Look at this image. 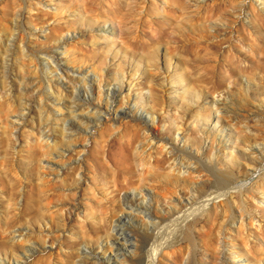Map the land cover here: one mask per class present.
Here are the masks:
<instances>
[{
	"label": "rangeland",
	"instance_id": "374dc122",
	"mask_svg": "<svg viewBox=\"0 0 264 264\" xmlns=\"http://www.w3.org/2000/svg\"><path fill=\"white\" fill-rule=\"evenodd\" d=\"M48 55L89 72L94 102L101 75L100 88L117 95L111 119L99 113L104 119L96 121L84 111L83 83L48 64ZM216 96L246 125L240 134L251 144L234 140L238 130L225 117L217 126L212 117L206 121L217 108L206 98ZM87 115L89 121L78 118ZM156 139L176 143L201 168L200 176L185 178L158 170L163 185L177 187L166 199L158 184L143 182L151 163H170ZM219 140L230 142L232 157ZM251 146L264 148V0H0L3 262L73 264L97 255L102 264H125L97 236L113 219L124 230L115 235L128 263L152 264L162 240L151 239L157 228L145 215L146 192L167 215L176 208L171 200L195 195L189 189L198 185L202 209L183 225L171 224L166 240L173 244L155 264H239V255L264 264V151L256 157ZM126 198L134 206L148 202L145 214L122 208ZM241 206L255 223L245 219L238 227Z\"/></svg>",
	"mask_w": 264,
	"mask_h": 264
},
{
	"label": "bare ground",
	"instance_id": "6f19581e",
	"mask_svg": "<svg viewBox=\"0 0 264 264\" xmlns=\"http://www.w3.org/2000/svg\"><path fill=\"white\" fill-rule=\"evenodd\" d=\"M8 50V49H7ZM49 56V55H48ZM49 58H50V60H48V64L49 63H51L54 67H57L60 71H64V72H66V73H68V74H70V73H72V76H73V78L76 80V81H80L81 83H83V87H84V89L88 92V94H89V99H87V100H85V102H83V104H84V107L86 106V108H85V110L84 111H86L87 113H90L91 115H93V117L96 119V121L97 120H99V119H104V118H102L101 116H98L97 114H99V113H104L105 115H107L108 116V118H110L111 119V117H112V112H111V110H112V108H114V104H115V102H116V99H117V95H116V92H115V90H113V89H105L104 88V90L103 89H101L100 87H101V75L98 73V72H96V79H97V81H98V90H97V99H98V101H93V98H92V87H91V79L87 76V74L89 73V72H86V73H82L81 71H78V70H76V69H71L70 67H68V66H66V65H63V64H61V63H59V61H57L56 59H55V57H54V55H50L49 56ZM52 66V67H53ZM35 69H36V66H35ZM53 69H55V68H53ZM75 76H78V78L77 77H75ZM49 88H51V85L49 84ZM52 89V88H51ZM185 92H187V91H185ZM186 94V93H185ZM82 96H84V94H82ZM181 101H183L184 99H186V95H184V94H182L181 95ZM79 99H81V98H79ZM58 101H63L61 98L59 99L58 98ZM120 101H121V104L122 103H125L124 102V97H121L120 98ZM206 101H207V103H209L207 106H214V107H217L216 108V110L214 111V112H212V113H210V114H208V115H206L205 117H206V121H210L211 120V117H212V121H215V126H217L218 124H219V122H220V117L221 116H223V117H225V119H227V121H230L234 126H235V128L234 129H237L238 130V132L236 131V133H234V136H235V141H238V140H240V143H242V145H246V146H248V144H251V140L248 138L249 136H247V135H245V133H243V134H240V132L243 130V129H241L240 127H246V125L245 126H241L240 124H239V120H237V116H235V110L234 109H232V108H230V107H228V106H226L225 105V103L224 102H222L223 100L219 97V96H216V97H211V98H206ZM101 102H103V103H105V107H106V109H104L103 110V108H102V104H101ZM229 102H227V104H228ZM206 106V107H207ZM221 106V107H220ZM200 109V108H199ZM198 109V110H199ZM207 110H208V108H207ZM47 112H49V109L47 108ZM114 113V115H116V116H118V115H120V113L118 114V112H117V109L113 112ZM127 112L125 111V114H126ZM94 115H96V116H94ZM124 115V114H123ZM199 115V114H198ZM80 117V118H79ZM119 117V116H118ZM78 118H79V120H82V121H84L85 122V120L84 119H86V121H89V116L87 115V116H78ZM88 119V120H87ZM107 119V118H106ZM214 119V120H213ZM256 120H258V119H256ZM260 120V119H259ZM81 121V122H82ZM153 121H154V119L153 118H151V122L153 123ZM259 122V121H258ZM238 124L240 125V126H238ZM242 124V123H241ZM219 127V126H218ZM62 128L63 129H65L66 128V124H64L63 126H62ZM146 129H148V131L149 130H151V128H146ZM218 130H222V129H219V128H217ZM206 130V129H205ZM244 130H246V129H244ZM244 130L242 131V132H244ZM80 132V131H79ZM83 132V131H82ZM208 132H209V130H208ZM231 133H229V135H230ZM247 134V133H246ZM150 135V134H149ZM52 136V135H51ZM49 134H47V138H51V140L53 139L52 137H51ZM207 136H209V134L207 135ZM46 137V136H45ZM229 137V136H228ZM147 138H149V136H147ZM151 139L153 140L154 139V137H151ZM253 139H255L254 137H253ZM47 140V139H46ZM150 140V139H149ZM151 140V141H152ZM55 141V140H54ZM146 141V140H145ZM151 141H149V142H151ZM49 142V141H48ZM148 142V144H150ZM156 142H158V144L160 145V148H164L165 150H166V153H169V157H168V159H169V161H170V163H168L167 165H158V164H152L151 163V175L149 176V177H147V178H145V180H143V182H151V184H158L160 187H162L161 188V190H160V194L162 195V197L164 198V199H166V197L169 195V194H173V193H175L176 191H177V187H176V185H174V187L172 186V185H169V184H164L163 185V183H162V181L160 180V176L163 174V172H162V174H160V172L158 171V170H161V171H177L178 173H181L182 175H184L183 177L185 178V177H194V176H200L201 175V168H199V167H197L196 165H198V163H197V161H196V163L197 164H195V162H193V161H189V159H185L184 158V156H182L181 154H183V153H181V149L180 148H178V145L176 144V143H172V142H169V141H164V140H162V139H156L153 143H156ZM219 142H220V144L222 145V147H227L229 150H230V155H231V157H232V151H233V146H230L229 145V143L230 142H223L222 143V140H219ZM53 143V142H52ZM55 143H56V141H55ZM57 144V143H56ZM55 144V145H56ZM167 144H169V146L168 147H166L167 146ZM50 145V144H49ZM53 145V144H52ZM55 145H53V146H55ZM157 145V144H156ZM144 146L146 147V149H147V144L145 145L144 144ZM143 146V147H144ZM152 146V145H151ZM151 146L149 147V148H151ZM153 146H155L154 144H153ZM158 146V145H157ZM156 146V147H157ZM207 146V145H206ZM57 147V146H56ZM144 147V148H145ZM163 149V150H164ZM249 149H251V152L252 153H254V155L256 156V157H258L259 155L261 156V155H263L262 154V151H264V148L262 147L261 149H259V150H256L255 149V147H253V146H251V147H249ZM162 151V149L160 150V152ZM180 151V152H179ZM151 152V151H150ZM163 152V151H162ZM180 154H179V153ZM62 152H58L57 153V155H60ZM191 153H193V152H191ZM195 153L197 154V155H199L200 153H201V149L200 148H198L196 151H195ZM57 155H55V156H53V157H57ZM168 155V154H167ZM167 155H166V157H167ZM61 156V155H60ZM195 156V155H194ZM193 158V157H192ZM256 159H258V158H256ZM193 160V159H192ZM196 160H197V158H196ZM253 161V160H252ZM198 162H199V160H198ZM250 163V162H249ZM256 163V162H255ZM254 163V164H255ZM47 165H49V166H52L53 164H51V163H49L48 162V164ZM204 165V164H203ZM203 172V171H202ZM167 173V172H166ZM165 173V176L167 175ZM169 176V175H168ZM169 178H170V176H169ZM183 178V180H185ZM192 179V178H191ZM170 182L173 184L174 182H176V181H172V179L170 180ZM162 185V186H161ZM178 185V184H177ZM141 185H139V187H140ZM198 185H193L192 186V188H190L189 190H193L194 192H195V195H193V196H189V195H187V196H177L176 198H174L173 200H171V201H173V203H174V205H175V209H173V210H168L167 211V215H160L159 213H158V211H157V208H158V201H160L159 200V198L157 197V196H154V194L151 192V193H149V192H146V194L149 196V195H151V196H149V198H148V200L147 201H149L150 202V200H151V204H150V206H151V212H149V213H151V215H149V214H145V212L142 210L143 208V206H147V204H148V202H147V204H146V202L145 203H141L140 205L139 204H137V205H135L134 206V204L132 203V202H129V199H123V201H122V208H128V209H131V210H137L138 211V213H142V214H145L146 215V217L147 218H151L152 219V225L155 227V229L157 228V230L156 231H154L155 233L153 234V236L151 237V239H158V238H160L161 240H162V242L160 243V241H159V243H160V245H158V247H157V249H158V254H157V256L156 257H154L153 255V257L151 258V263L152 264H155L156 263V260L157 259H161L160 258V256H159V254H162V255H168V248H170L171 246H172V244H173V241L171 242V241H168V240H166L167 238V236L169 235V233L170 232H172V230H171V228H170V226H172L171 224H175L178 220L181 222V224H182V222L183 221H186L187 220V218H189L190 216H192V215H196V213H198V212H200V209H202V207H201V203H200V201H198V198H199V196H201V192H198V190L196 189V187H197ZM140 189H142V188H140ZM227 192H231V189H229ZM227 192H225V193H223V195H225L226 196V194H227ZM177 193V192H176ZM222 195V194H221ZM225 196H223L224 198H227V197H225ZM219 197H221V196H219ZM254 199H256V198H254ZM213 201V200H212ZM261 203H264V200L262 199V200H259ZM162 202V201H161ZM194 203H196V204H194ZM200 203V204H199ZM213 203V202H212ZM161 204V203H160ZM199 204V205H198ZM64 205H66V204H64ZM149 205V204H148ZM214 207H216V205L214 206ZM150 208V207H149ZM148 209V208H147ZM180 209H183V211L182 212H179L180 211ZM149 211V210H148ZM176 213H179V216H175L174 218H172L171 220H168L169 219V217H172L173 216V214H176ZM144 215V216H145ZM157 215V216H156ZM246 216V217H245ZM159 218V222L158 223H156L155 221H153V219L154 218ZM238 217H239V219H240V222H239V225H238V227H241V226H243V222H244V220L245 219H248L249 220V222L250 223H253L254 221H257L256 219H255V216L252 214V213H250L248 216H247V214H245L244 213V206H241V207H239L238 208ZM101 217H99V222L101 223V220H102V218L100 219ZM180 218L182 219V220H180ZM174 219V220H173ZM191 219H189V221H190ZM105 222V221H104ZM187 222V221H186ZM99 223V224H100ZM116 223V221L115 222H113V219L111 220V222L109 223V224H104L105 226H104V228L103 229H105V230H98V233H97V236L99 237L100 235H102V236H104V237H106L107 238V241L109 240V243H108V247L112 250V249H114V250H112V251H115V255H116V257H118L119 259L118 260H120L121 262H123V263H128V260H127V258H126V256H125V254L123 253V251H122V249H121V244L119 243V241H118V237L115 235V232H120V233H123V231H122V229L121 230H119V229H117V225L118 224H115ZM178 224H179V222H177ZM176 223V224H177ZM183 223H185V222H183ZM189 223V222H188ZM193 224H194V221L192 222ZM255 223V222H254ZM120 224V223H119ZM175 224V225H176ZM132 225V224H131ZM175 225H173V226H175ZM183 225V224H182ZM190 226L192 225L191 223L189 224ZM120 226V225H119ZM122 226V225H121ZM99 227H101V226H99ZM132 227V226H131ZM121 228V227H120ZM243 228V227H242ZM102 229V228H101ZM125 229V228H124ZM130 228H128L127 230H129ZM133 229V228H132ZM132 231V230H131ZM134 232H136V231H134ZM132 233H130L129 232V234L128 235H131ZM173 234V233H172ZM134 237H135V235H133ZM127 237V236H126ZM169 237V236H168ZM129 238H131V237H129ZM138 238V237H137ZM171 239V238H170ZM44 240H45V238H44ZM124 240H129L128 238L127 239H124ZM128 242V241H127ZM134 242H136V239H134L133 240V244H134ZM154 242V241H153ZM87 244H88V242H86ZM132 243V242H131ZM155 243V242H154ZM157 244H158V242H157ZM156 244V245H157ZM131 245V244H130ZM81 246H83V247H85V245H81ZM135 246L137 247L138 245H134V248H135ZM11 247H13L12 246V244H11ZM31 248V247H30ZM86 248V247H85ZM128 248H129V246H128ZM132 248V247H131ZM32 249V248H31ZM109 249V250H110ZM154 249H155V247H154ZM12 250H13V248H12ZM26 251H30V249L29 248H26L25 249ZM77 251V255L80 257H84L85 256V254H87L88 253V251H84L83 250V248H77L76 249ZM131 250V249H130ZM14 251V250H13ZM111 251V252H112ZM174 251H173V249H172V251H171V253H173ZM81 253H83V254H81ZM130 253H132L133 255H136V252H135V250H132V252H130ZM155 253V252H154ZM153 253V254H154ZM170 253V252H169ZM81 254V255H80ZM107 257V256H106ZM120 257L122 258V259H120ZM85 258V257H84ZM91 258H86V259H84V260H78V261H76V263H73V264H83V263H86V264H102L103 262H99V257L97 256V255H95V258H94V260H90ZM110 260V259H109ZM237 260H238V262H239V264H249V262H245V261H247V260H245L244 259V257L242 258V256L241 255H239L238 257H237ZM74 261V262H75ZM111 261V260H110ZM109 261V262H110ZM15 263L17 264V263H19L17 260L15 261ZM15 263H13V262H11L10 261V263H8V264H15ZM186 263H187V261H186ZM185 263V264H186ZM0 264H7L6 262H3V260H0ZM19 264H21V263H19ZM72 264V263H71ZM129 264V263H128ZM260 264V263H259Z\"/></svg>",
	"mask_w": 264,
	"mask_h": 264
}]
</instances>
